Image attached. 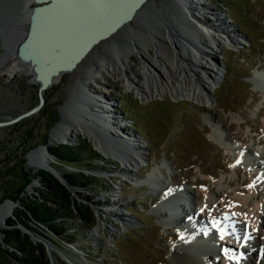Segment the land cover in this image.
Instances as JSON below:
<instances>
[{"label": "rangeland", "instance_id": "374dc122", "mask_svg": "<svg viewBox=\"0 0 264 264\" xmlns=\"http://www.w3.org/2000/svg\"><path fill=\"white\" fill-rule=\"evenodd\" d=\"M158 1L148 0L145 6ZM208 2L209 9L213 13H221L220 10L228 12L238 25L234 23L236 34L242 38L246 46L241 44L236 47L228 45L214 48L215 57L220 64L217 73L219 76L223 75V80L211 84V87L216 88L211 90L209 100L203 104L205 107L185 100L174 101L169 95H165L163 99L157 96L142 100L128 82V76L135 78L130 69L123 76L108 75L103 78L100 75L97 81L89 80L88 84L96 93L94 96L98 102L101 99L97 97L100 93L113 100L121 95L125 98L121 108L125 111L126 118L135 120V133L125 128L126 124L130 125L129 123L125 122L123 125L122 122H118L120 107L114 109L118 116L114 117L117 119L121 133L142 134L149 139V150L145 148L143 151L144 162L146 163L148 159L151 161L152 168L149 169V173L152 169L158 171L164 166L170 173L167 176L164 172L163 181L166 183L174 181L182 186H193L197 182L208 181L217 198L224 189H235L240 192L244 180L250 183L254 179L249 175L252 169L234 176L236 166L240 164L233 160L230 147L239 144L248 147L252 139L258 149L264 148V144H257L258 140L264 139V104L261 103L264 95L254 92L249 83L250 75L253 73L255 75L256 68L264 69V0H208ZM25 10L24 0H0V34L10 35L11 28L8 23L12 20L20 22L24 14L26 15ZM16 14L18 19L15 18ZM145 20L156 22L157 18L156 15L147 14ZM125 32L124 37L128 36L127 41L131 46L136 41L146 42V38L139 39L134 31ZM117 39L121 40V37ZM110 44L105 43V45ZM109 47L108 53L106 51L104 53L109 57L108 60H113L117 52L114 46ZM12 48L13 41L3 42L0 39V64L9 60ZM95 54L98 56L100 53ZM94 58L96 57L92 59ZM131 64L133 69L142 67V61L137 55L132 57ZM78 75L77 71L66 72L60 82L45 91L44 105L38 112L0 128V213H3L4 220L0 222V234L1 231L7 230L6 224L14 220L13 215L23 208L19 203L21 198L38 197L36 190L42 188V184L34 175L43 169L28 166V160L38 148L49 149L60 145L49 146L48 138L51 129L57 123L65 121L66 113L62 112V109L65 106L72 109L74 113H71V116L79 120L82 119L80 114L85 113L82 110L78 111L73 100L67 105L71 94L70 86ZM74 97L75 94H72L73 99ZM214 98L215 102H213ZM107 101L112 103L110 100ZM37 104L38 84L33 82V75L30 73L17 75L11 80L5 77L0 80V121L13 119L16 114L25 113ZM217 128L222 129L228 139L223 146H218L211 140V134ZM237 136L245 143H236ZM103 140L106 142L105 138ZM82 144L83 152L89 149L93 153L81 156L80 159L90 157V164L87 161H79L63 165L57 163L51 155L50 159L49 157L47 159L49 167H58L57 169L65 174L82 175L81 172H76L77 168L90 169L83 172L86 178L91 179L92 186L88 188L89 191L64 186L73 198V202L92 211L94 219L84 223L82 216L74 208L73 218L70 220L71 226H67V223L61 226V234L64 230H68L69 233L64 236H56L43 223L32 221L29 225L34 231L33 237L20 230L24 236H28L29 248L31 250L44 248L49 256L48 264H69L64 260L66 255L75 257L83 264H171L169 259L171 250L178 240L172 237L176 229L170 230L168 226L171 225L166 224L165 220L162 221L154 212L156 204L153 200L161 195L159 192L146 189V186L141 188L131 184V182H135L134 184L148 182L142 177H137V173L143 174L144 170L137 171L135 167L129 174L128 165L117 159L103 157L96 151L93 143L83 135L70 142L71 147H81ZM262 154L261 152L260 155ZM96 157H101L103 161L97 163ZM123 166L126 170H123ZM229 177L233 179L230 185ZM121 185L124 187L123 191L120 190ZM201 188L196 187L197 190ZM120 193L123 195V198H119L120 205L110 207L114 204L111 203L113 196L119 197ZM6 201L12 202L13 205L5 204ZM110 208H113L112 211ZM100 209H104L105 212ZM123 211L126 214L119 215ZM11 212L5 223L6 215ZM122 218L132 223L127 229H124L125 221ZM118 222L122 223L121 226L114 228L115 225L118 227ZM13 228L19 230L17 224ZM37 233L45 235L50 241L45 242V239ZM2 238L3 236H0V240ZM61 239L72 242L70 244ZM10 251L15 252V249L11 248L8 252ZM76 251L81 254H77ZM22 258H25V254ZM25 261L26 259L22 262Z\"/></svg>", "mask_w": 264, "mask_h": 264}, {"label": "bare ground", "instance_id": "6f19581e", "mask_svg": "<svg viewBox=\"0 0 264 264\" xmlns=\"http://www.w3.org/2000/svg\"><path fill=\"white\" fill-rule=\"evenodd\" d=\"M53 2L54 5L49 10L42 11L35 18L33 36L28 43L30 45L28 52L41 65L48 60L50 63L58 64L62 60L72 58L85 42L110 30L118 23L119 19L124 18L134 5L135 0H54ZM145 3L135 12L131 20L111 35L94 44L91 50L76 64L72 71L79 72V75L70 86L71 94L67 105H70V101L73 100L78 111L82 110L79 105L84 107L86 111L82 110L85 112L80 114L83 120H79L74 116L72 117L73 110L65 106L62 112L66 113L65 116L69 121L65 118V121L57 123L51 129L48 138L49 146L61 142L70 144L74 138L83 135L93 143L100 155L117 159L128 165L129 174L138 166V159L144 157L143 151L147 141L144 138L135 139L133 134L121 133L117 119L111 113L107 114V110L104 111L95 99L96 93L92 91L88 81H97L100 75L103 78L108 75L123 76L130 69L135 78L128 76V82L130 86L132 84L131 87L138 92L137 95L142 100H149L157 96L163 99L165 95H169L174 101L185 100L191 104L205 107L203 104L210 98L213 87L211 84L218 83L217 76L219 74L217 71L220 70L214 48L228 45L236 47L243 44L242 38L236 34V25L232 24V19L228 20L225 15L218 12L213 13L209 9L208 0H159L148 6H145ZM34 5L33 0H24L26 15L24 14L19 22L21 31L27 29L28 19ZM179 6L185 8L183 12L179 10ZM147 14L156 15L157 21H146ZM125 31H134L139 39L146 38V42L136 41L131 46L127 41L128 36L124 37ZM117 37H121V40ZM105 43L111 44L105 45ZM109 46H114L117 52L114 54L115 59L113 60H108L109 57H106L104 53L105 51L108 53ZM97 52L100 53L98 56L95 54ZM9 54V60L0 64V80L3 77L11 80L15 76L25 73L34 76L29 64L20 63L17 56L14 55V51ZM136 55L142 61L141 69L131 67L132 57ZM93 57L96 58L92 59ZM65 73L56 75L51 86L60 82ZM255 75L261 76L264 75V72H255ZM222 77L221 74L220 78ZM258 88L257 82L254 81V89ZM72 94H75L74 99ZM97 97L102 98L103 95L98 94ZM213 102H215V98ZM261 103L264 104V99ZM111 105L112 103L108 102V106ZM99 110H103L107 114V120L103 122L112 123L113 131L104 126L97 125L95 128L97 122L103 123L95 117ZM18 115L20 113L16 114L15 117ZM122 124L125 125V122ZM98 127H102V129H98ZM129 132L134 131L129 129ZM105 134L112 141L107 140L105 142L103 140L106 138ZM211 137V140L217 145L226 144L225 135L219 128L212 132ZM237 138L240 137L237 136ZM252 143L251 139L249 146L253 145ZM230 149L233 154H236L235 146ZM263 151L264 148L260 150V153ZM255 156L259 157V154ZM47 158L44 154V148H38L31 154L28 166L35 169L47 168L49 166ZM252 171H257V169L252 168ZM235 175L236 172H234ZM149 176L150 178L159 177L157 170L153 169ZM161 183L159 188L168 184L165 181L162 182V179ZM201 183L200 191L205 196V201L195 205L194 209H199L200 215L207 214L208 218H211L212 215L217 218L219 212L225 216L237 217L238 223L248 224L251 227L250 241L246 246L252 247L251 243L255 244L256 253L259 246L264 248V183L247 184L243 181L240 192L235 191V189H224L219 195L220 197L217 198L208 181ZM231 183H233L232 178L228 181L229 185ZM164 206H167V202L159 204V207L163 208ZM211 208L213 211H210ZM186 211L190 210L187 209ZM174 212L180 215V210ZM119 215L122 216L124 213ZM122 219L125 221L124 229L131 226L130 220ZM164 220L166 224L170 225L174 222L172 218ZM3 221V213H0V222ZM180 234H183V231H180ZM211 234L214 236V232ZM239 238L237 237V239ZM196 240L198 241V237ZM232 243L236 244L235 241ZM222 247H218V253H216V248L211 250L219 260L212 262L207 256L203 258L193 253L191 245L182 240L173 246L171 254L169 253V259L171 264H208L209 262L212 264H241V262L234 261L233 258L221 257L219 251ZM247 255L251 258V264H264V254L260 260L252 252H247ZM64 260L69 264H83L71 255H66Z\"/></svg>", "mask_w": 264, "mask_h": 264}, {"label": "trees", "instance_id": "16d2710c", "mask_svg": "<svg viewBox=\"0 0 264 264\" xmlns=\"http://www.w3.org/2000/svg\"><path fill=\"white\" fill-rule=\"evenodd\" d=\"M120 100L123 102L125 98L121 96ZM82 147H84L83 144L81 147L59 145L55 148H49L48 150L49 153L55 157L57 162L63 165H67L68 163L72 164L74 162L77 163L79 161H87L88 164H90V157L85 159H80V157L93 152L89 149H87V152H83ZM96 159H99V157H96ZM76 172H81L80 174L82 175H79L78 173H74V175L63 173L62 176L71 186L84 189L90 188L92 186V183L90 182L91 179L86 178L87 176L83 174L84 168H78V171ZM34 176L40 180L42 188H37L36 190L38 197L29 196L19 200V203L23 208L19 213L13 215L14 220H11L6 224L8 227L7 230L1 231L3 238L0 240V264H48L49 262V257L44 248L40 247V249L35 250L29 248L27 243L29 242L27 239L28 236H24L20 230L13 228L16 224L23 225L31 230L32 228L29 223L32 221H38L46 225L54 235L64 236V234L67 235L69 233L64 230V232H62L63 234H61V226L65 223L71 226L70 220L73 218L75 210L80 216H82L81 218L84 223L94 219L92 211L87 208H82L80 205H76L66 187L54 176L44 170H40ZM11 214L12 212L6 215L5 223ZM63 238L67 239V237ZM11 248L15 249V252H8ZM24 254L25 258L23 259L22 256ZM25 259L26 261L22 262Z\"/></svg>", "mask_w": 264, "mask_h": 264}, {"label": "water", "instance_id": "95a60500", "mask_svg": "<svg viewBox=\"0 0 264 264\" xmlns=\"http://www.w3.org/2000/svg\"><path fill=\"white\" fill-rule=\"evenodd\" d=\"M33 1L35 5L32 7L31 14L28 19L27 29L25 31L22 30L23 31L22 32L20 29L19 21L12 20L11 22L8 23V26H10L11 28L10 35L9 34L3 35L2 33L0 34V39L3 42L4 41L7 42L8 40L13 41V48L11 49V51L12 52L14 51L15 53L14 55L17 56V58L19 59L18 61L20 63H25V64L27 63L30 65V68H32L33 70L32 74H34L33 82L38 84V104L34 106L32 109H30L29 111L22 113L11 120L0 121V128L12 125L18 122L19 120L29 115H32L35 112H38L44 105L43 95L45 91L51 86L53 78L56 75L61 74L63 72L72 71L75 68L76 64L82 59V57L91 50V47L94 44L98 43L100 40H102L106 36L111 35L114 31L118 30L123 24L131 20L135 12L141 7V5H143L148 0H135L134 5L131 7L129 13L124 18L119 19L118 23H116L115 26L111 28L110 30H107L105 33L96 36V38L94 37L93 39L85 42V44L81 46L80 50L75 55H73L72 58L67 59V60H62L58 64L50 63V61L48 60V61H45L46 63L43 62L44 64L42 65L28 52V47H30L28 43L33 36L32 34L34 31L35 18H37V16L42 11L49 10L54 5V2H53L54 0H33ZM179 9H181L183 12L185 8L179 6ZM15 18L18 19L17 14L15 15ZM79 107L83 111H86L84 107H81L80 105ZM95 117H97V119L102 122V119H101L102 117L100 114L96 115ZM96 124L98 126H104L105 128H107L105 123L97 122ZM100 128L102 129V127ZM108 132L110 133V131ZM105 140L107 141L111 139L108 135H106ZM61 143L64 145H70L69 143H66V142H61ZM41 148H44V154L50 159L51 156L48 155L49 154L48 148L46 147H41ZM43 170L48 173H51V175L54 176L61 184L66 185L68 188L73 189L67 183V181L63 178L61 171L55 168L54 166H50V167L47 166V168H43ZM5 204H9L11 206L13 205V203L10 201H6ZM17 226L19 227V230L24 231L28 235L33 237V233H34L33 231L27 229L26 227L20 224H17ZM0 236H2V234H0ZM44 241L47 243L49 242L47 240H44Z\"/></svg>", "mask_w": 264, "mask_h": 264}]
</instances>
